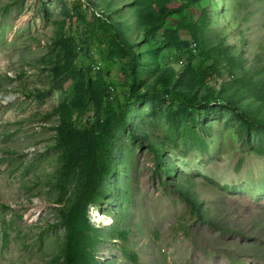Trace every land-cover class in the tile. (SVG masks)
<instances>
[{
  "label": "rangeland",
  "instance_id": "rangeland-1",
  "mask_svg": "<svg viewBox=\"0 0 264 264\" xmlns=\"http://www.w3.org/2000/svg\"><path fill=\"white\" fill-rule=\"evenodd\" d=\"M151 2L0 0V264H71L72 209L87 210L89 264H135L132 255L140 264H264V231L252 228L253 220L264 222V155L253 151L264 145V130L220 103L178 108L165 98H131L120 115L124 95L172 84L171 69L179 76L184 53L196 50L180 28L179 35L170 32L172 49L159 58L149 51L153 40L138 12ZM235 2H190L187 12L197 17L208 8L214 39L225 33L236 43L242 35L252 62L264 46V2L239 0V12ZM102 17L119 34L111 52L84 25ZM181 19L178 12L169 16L165 30ZM84 47L92 71L100 60L95 73L102 70L119 99L95 81L98 74L95 80L87 74ZM129 49L138 52L132 66ZM109 104L113 111L105 116ZM65 124L83 129L76 135L95 151L90 158L101 180L88 207L80 198L88 172L71 168L60 145ZM185 190L245 235L200 220Z\"/></svg>",
  "mask_w": 264,
  "mask_h": 264
},
{
  "label": "trees",
  "instance_id": "trees-1",
  "mask_svg": "<svg viewBox=\"0 0 264 264\" xmlns=\"http://www.w3.org/2000/svg\"><path fill=\"white\" fill-rule=\"evenodd\" d=\"M171 1L152 0L151 3L145 4L144 8L138 12V19L143 21L144 35L153 40L148 48L149 51L159 58L160 51L163 48L172 49L175 40L170 32L179 35L178 30L180 28H184L190 33L191 41L196 50L193 52V49L190 48L189 52L184 53L186 62L181 66L179 76L176 77L174 75L175 71L171 69L168 78L172 84H169V82L161 85L154 84L142 92L131 91L129 95H124V98L118 104L120 115L125 114L127 111L128 101L131 98L140 100L147 97L165 98L172 101L178 108L190 106L202 108L212 103H220L232 107L245 124L264 130V46L260 45L261 49L254 52L253 61L250 62L247 59L246 39L242 35L236 43L228 40V35L226 36L225 33L214 39L212 34L214 32H210L208 26V8H204L197 17L187 12L190 2H200L202 0H180L178 7H170L169 2ZM217 1L224 2V0ZM261 1L264 2V0ZM241 4L239 0H236L233 8L239 12ZM225 8L226 10L231 9L226 3ZM245 10L247 12L242 15V19L248 20V9ZM175 12L181 15V21H178V26L173 30H165L168 17ZM84 25L92 33V36H96L100 45L102 43L106 44V48L110 52L114 50L115 45L120 41L119 34L111 29L106 17H102L98 24L84 19ZM99 30L106 31L108 36L101 38ZM156 33H160L163 38L156 39ZM86 44L88 43L86 42ZM132 49H129L130 66L134 64L138 54L136 50L133 51ZM82 52L84 53V69L90 75V78L93 80L94 75L98 74L96 80H94L105 87L111 100L113 98L119 99V96L114 92L112 82H107L102 70L95 74L92 71V58L88 56V50L84 47ZM181 59L183 58L179 56L177 61ZM110 61L111 59L107 58V62ZM193 61H197L196 66L191 65ZM112 111L113 106L107 105L105 116H110ZM65 123H67L66 119ZM85 130L87 129L85 128ZM78 132H84V130L65 124L60 130L59 141L64 153L67 154L69 166L72 168L78 165V167L81 166L88 172L85 180L86 191L80 194V198L85 201V207H88L90 203L93 204L98 199L97 190L101 176L97 172L94 159L90 158V155L93 156L95 151L89 150L87 140L81 135L77 136ZM253 151L264 155V145L254 146ZM181 195L190 204L200 220L222 232H236L245 235L243 230L229 225L228 221L217 210L210 211L209 208L204 207L198 200L196 192L185 190ZM71 211L67 246L71 264H89L93 257V246L88 233H86L88 232L87 210L85 215L81 214L79 210L72 209ZM209 212H214V214L210 215ZM252 228H261L264 231V222L258 223L253 220ZM131 259L135 264H140L136 255H132Z\"/></svg>",
  "mask_w": 264,
  "mask_h": 264
},
{
  "label": "built area",
  "instance_id": "built-area-1",
  "mask_svg": "<svg viewBox=\"0 0 264 264\" xmlns=\"http://www.w3.org/2000/svg\"><path fill=\"white\" fill-rule=\"evenodd\" d=\"M101 61L100 60H97L94 64H93V68H94V73H95V70L100 68L101 67Z\"/></svg>",
  "mask_w": 264,
  "mask_h": 264
}]
</instances>
